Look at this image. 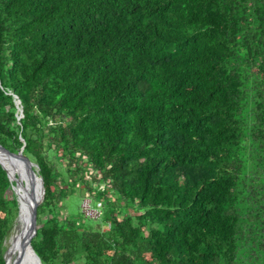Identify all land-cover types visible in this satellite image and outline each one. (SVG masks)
<instances>
[{"label":"trees","instance_id":"trees-1","mask_svg":"<svg viewBox=\"0 0 264 264\" xmlns=\"http://www.w3.org/2000/svg\"><path fill=\"white\" fill-rule=\"evenodd\" d=\"M0 144L43 179L42 264H264V0H0Z\"/></svg>","mask_w":264,"mask_h":264},{"label":"water","instance_id":"water-1","mask_svg":"<svg viewBox=\"0 0 264 264\" xmlns=\"http://www.w3.org/2000/svg\"><path fill=\"white\" fill-rule=\"evenodd\" d=\"M16 103H19L18 99H16ZM0 154L6 158L7 162L11 164L14 170L10 169L4 160L0 159V163L8 171L10 179L16 180L21 189L17 219L24 218L25 227L23 230L24 255L21 254L20 257H22V260L28 259V264H42L32 245V229L37 215L38 205L43 198V179L39 175V171L36 168L35 163L24 156L22 150L18 153L10 152L6 147L0 144ZM13 159L18 161L20 160V163L29 178H26L19 170H15ZM30 165L34 166L35 169H31ZM26 206H28V212H24Z\"/></svg>","mask_w":264,"mask_h":264},{"label":"rangeland","instance_id":"rangeland-1","mask_svg":"<svg viewBox=\"0 0 264 264\" xmlns=\"http://www.w3.org/2000/svg\"><path fill=\"white\" fill-rule=\"evenodd\" d=\"M35 166H36V168L39 171V168H38L36 163H35ZM15 189H16V191L18 193V196L20 197L21 196V189H20V186L18 184L15 186ZM99 197H100V195H93L92 196V205H96L97 201H99V200H96V199L99 198ZM66 198H67L66 206L63 209L64 210V214L68 212L72 216L80 217V216L84 215L83 211L86 214L88 213L86 208H87L88 202L90 201L89 200L90 196L87 195V192L85 191V188L78 189L75 193L70 194ZM17 224H18V219L16 220L15 225H14L12 231H11V234L8 237L7 241H6L8 264H18V259L21 256L20 251L17 254H12L11 253L12 238H13L14 234H16L17 231H18ZM10 256L12 257V261L11 260L9 261V257Z\"/></svg>","mask_w":264,"mask_h":264},{"label":"bare ground","instance_id":"bare-ground-1","mask_svg":"<svg viewBox=\"0 0 264 264\" xmlns=\"http://www.w3.org/2000/svg\"><path fill=\"white\" fill-rule=\"evenodd\" d=\"M0 159L4 160L6 165L9 166L10 169H13L11 164H9L7 162V160H6V158L4 156H2L1 154H0ZM13 160L12 161H13V163L15 165V167H14L15 170H19L26 178L27 177L29 178L28 174L25 172L23 166L21 165L20 160L19 161L16 160V159H13ZM24 212H28V206L25 207ZM17 227H18L17 233L14 234L13 238L11 237L12 238L11 253L12 254H17L20 251V253L23 254V252H24V244H23V233H24V231L23 230H24V227H25L24 218L18 219ZM10 260L12 261V257L11 256L9 257V261ZM26 260L27 259L22 260V257H20V259H18V264H25Z\"/></svg>","mask_w":264,"mask_h":264},{"label":"built area","instance_id":"built-area-1","mask_svg":"<svg viewBox=\"0 0 264 264\" xmlns=\"http://www.w3.org/2000/svg\"><path fill=\"white\" fill-rule=\"evenodd\" d=\"M90 201L88 202V204H87V208H86V210H87V215H90V216H92V217H97V216H99L100 214H101V209H100V207L102 206V201L101 200H99V201H97V203H96V205H92V200H91V198L89 199ZM111 224V223H110Z\"/></svg>","mask_w":264,"mask_h":264}]
</instances>
